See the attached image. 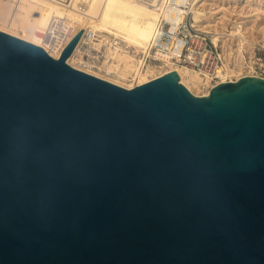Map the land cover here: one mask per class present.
Listing matches in <instances>:
<instances>
[{"label":"water","instance_id":"95a60500","mask_svg":"<svg viewBox=\"0 0 264 264\" xmlns=\"http://www.w3.org/2000/svg\"><path fill=\"white\" fill-rule=\"evenodd\" d=\"M0 31V264H264V78L127 88Z\"/></svg>","mask_w":264,"mask_h":264},{"label":"built area","instance_id":"2783aa9c","mask_svg":"<svg viewBox=\"0 0 264 264\" xmlns=\"http://www.w3.org/2000/svg\"><path fill=\"white\" fill-rule=\"evenodd\" d=\"M52 1H60L79 18L67 13L53 15L42 39L46 49L42 48L59 59L72 40L82 33L67 63L88 73L96 70L110 75L102 65L110 50L118 48L120 40L93 26L87 1L79 0L76 5L72 4L73 0ZM135 1L151 7L158 14L154 34L148 48L142 53V69L152 60L167 66L184 67L199 76L200 96L209 95L212 88L224 82H236L246 76L264 78V41L246 42L247 48L242 56L238 49L239 41L230 35L231 31L206 29L207 23L195 18V0ZM42 5V0H11L15 17L27 13L28 8L40 12ZM39 17L41 12L31 14L34 21ZM17 31L23 38L32 35L24 25Z\"/></svg>","mask_w":264,"mask_h":264},{"label":"bare ground","instance_id":"6f19581e","mask_svg":"<svg viewBox=\"0 0 264 264\" xmlns=\"http://www.w3.org/2000/svg\"><path fill=\"white\" fill-rule=\"evenodd\" d=\"M77 1L79 0H73L72 4L76 5ZM85 1L88 2V14L93 21V26L97 30L111 33L120 40L119 46H117L118 48H112L110 50L102 65V68L111 74H101V72L96 70H88L90 73L124 87L133 88L175 70L179 73L181 82L194 93L192 84L194 85L200 80L196 73H191L175 65H170L169 69L158 75L154 73L152 65L150 64L146 72L142 69L144 62L142 53L149 46L158 18V14L154 9L135 0ZM239 1L241 0H195L193 5L195 18L198 21H203L205 15L203 6L204 4H208L212 15L206 16L207 21L211 22V18L212 21L222 20L223 10L227 9L226 3L233 4ZM251 1L242 0V2L246 3ZM42 4L40 9L41 17L34 21L31 18V14L40 12L32 11L28 8L29 11L27 13H22L15 17V13L11 8V0H0V31L45 48L42 39L45 35L46 26L53 15L65 14V10L67 9L70 11L69 13L67 12L69 16L79 18L72 9L67 8L60 1L42 0ZM256 5H264V2L257 1ZM23 25L31 30V37H20L17 30ZM242 29L241 25L236 26V29L232 30L230 35L239 38L238 49L243 56L246 49V42L251 41L247 39L246 32H243ZM127 80L132 82H125Z\"/></svg>","mask_w":264,"mask_h":264},{"label":"rangeland","instance_id":"374dc122","mask_svg":"<svg viewBox=\"0 0 264 264\" xmlns=\"http://www.w3.org/2000/svg\"><path fill=\"white\" fill-rule=\"evenodd\" d=\"M210 1H214V0H210ZM257 1L264 2V0H252L251 2L248 3L242 2L241 0L238 3H233V4L227 2L226 3L227 9H224L222 13L223 14L222 20L212 21V18L210 17L211 22L207 21V17H206L208 15H212L210 6L208 4H204L203 9L205 11V15L203 21H205L208 25V26L206 25L205 28L206 29L216 28V30L219 31L230 32L236 29V26L241 25L243 28L242 31L246 32V37L249 41L251 42L264 41V5H256ZM66 10H65L66 13L70 12L69 10L67 11ZM237 40L239 41V38H237ZM148 63L152 65V68L154 70V73H156V75L160 74L161 72H165L167 69H169V66L159 61L152 60ZM149 64L144 67L145 72ZM181 68L186 69L184 67ZM190 72L194 73L192 71ZM101 74L103 73L101 72ZM125 82L131 83L132 81L127 80ZM196 84L194 85L192 84L194 94L200 95L202 93V89L199 84V81Z\"/></svg>","mask_w":264,"mask_h":264}]
</instances>
